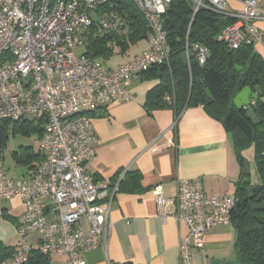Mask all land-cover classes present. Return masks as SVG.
Here are the masks:
<instances>
[{"label":"built area","instance_id":"built-area-1","mask_svg":"<svg viewBox=\"0 0 264 264\" xmlns=\"http://www.w3.org/2000/svg\"><path fill=\"white\" fill-rule=\"evenodd\" d=\"M109 1L0 0V120L45 121L38 138L41 160L29 178L9 177L0 152V203L17 197L22 205L13 252L0 264H24L34 253L66 255L65 264H85L82 254L105 243L117 185L94 181L85 169L97 141L92 115L115 100H132L131 80L167 61L170 48L161 16L172 0H131L150 28L149 47L113 67L76 51L83 45L89 13ZM188 1L192 16L205 9L232 19L217 37L228 49H264V30L256 24L264 21V0H233L241 4L240 11L228 9L230 0ZM106 14L99 17L101 30L123 26L115 12ZM186 54L202 65L209 50L186 45ZM153 195L165 218L167 199L160 186ZM175 200V219L187 228L178 242L179 264H192L193 250H203L209 229L230 224L236 198L207 194L195 177L177 181Z\"/></svg>","mask_w":264,"mask_h":264},{"label":"crops","instance_id":"crops-1","mask_svg":"<svg viewBox=\"0 0 264 264\" xmlns=\"http://www.w3.org/2000/svg\"><path fill=\"white\" fill-rule=\"evenodd\" d=\"M235 5L230 0L228 9ZM256 24L264 30V21ZM149 37L125 53L116 52L106 63L116 55L119 59L107 65L116 66L141 53L149 47ZM254 50L264 60V49L256 45ZM157 84V79L133 78L128 86L132 100H115L92 115L97 141L85 169L94 181H107L117 189L108 214L111 224L105 243L82 254L85 264H179L178 242L187 228L175 219L177 181L198 177L207 194H235L240 167L232 135L203 105L185 107L180 112L172 106L145 108L147 93ZM23 146L39 152L38 140L36 147ZM19 149L12 152L15 162ZM16 164L26 167L16 179H27L31 166L37 163ZM131 171L140 173L139 184L129 188L131 191L118 189L124 175ZM156 186L167 199L165 218L155 203ZM21 213L17 197L0 203V240L7 245L16 242L15 221ZM80 226L84 231L88 229L85 218ZM235 238L231 223L212 226L204 237L203 250H193L192 264H240L235 256ZM66 261V255L49 257L50 264Z\"/></svg>","mask_w":264,"mask_h":264},{"label":"trees","instance_id":"trees-1","mask_svg":"<svg viewBox=\"0 0 264 264\" xmlns=\"http://www.w3.org/2000/svg\"><path fill=\"white\" fill-rule=\"evenodd\" d=\"M110 12L122 19L123 26L101 30L99 17ZM161 21L167 32L170 52L166 62L152 65L140 77L141 80H158V84L147 93L145 108L172 106L180 112L185 107L203 105L232 135L240 167L234 194L236 204L230 216V223L236 231L235 256L240 264H264V60L252 45L228 49L217 37L232 19L205 9L192 16V5L188 0H172ZM87 26L81 52L101 62H106L116 52L125 53L138 41L150 36L142 12L131 0H110L96 5L89 13ZM193 44L205 45L209 50V57L202 65L194 56L186 54V45ZM222 72L226 73L225 78ZM240 79L252 90L258 87L260 93L249 107L237 110L232 98ZM202 87L206 88L209 100H206ZM44 123L43 119L30 118L20 122L0 120V152L6 145L9 128L12 132L36 134L39 138ZM248 146L253 147L254 163L261 178L255 190L241 152ZM19 151L14 155L19 164L41 160L40 152H33L30 146H22ZM34 168L32 165L31 169ZM140 176L137 171L127 172L118 189L131 191L129 188L139 184ZM12 252L13 246L0 240V263ZM24 264L50 263L49 257L34 253Z\"/></svg>","mask_w":264,"mask_h":264},{"label":"rangeland","instance_id":"rangeland-1","mask_svg":"<svg viewBox=\"0 0 264 264\" xmlns=\"http://www.w3.org/2000/svg\"><path fill=\"white\" fill-rule=\"evenodd\" d=\"M235 6H236L234 7L235 10L237 11L241 10V4L239 2H236ZM80 48L81 47H78L76 51L78 52ZM118 59L119 57L118 55H116L107 64L114 63ZM9 126L12 127L11 124H9ZM37 137L38 136L36 134L26 135V134H21L19 132H12L11 128H9L7 142L1 154L2 163L9 176H12L14 178H20L22 176L21 173L26 169L25 166L16 164L12 152L18 150L19 146H23V145H32L36 147L38 140ZM241 152L245 159L247 170L250 175L249 176L250 182L254 187L258 186L261 183V178L254 163L253 147L248 146L242 149ZM16 240H17V234H16Z\"/></svg>","mask_w":264,"mask_h":264},{"label":"water","instance_id":"water-1","mask_svg":"<svg viewBox=\"0 0 264 264\" xmlns=\"http://www.w3.org/2000/svg\"><path fill=\"white\" fill-rule=\"evenodd\" d=\"M221 74L224 78L226 77L225 72H222ZM197 82L201 83L200 80H198ZM237 85L239 87H238L237 92L232 98V103L237 110H241L246 107H249L255 100H257L260 91L258 87L252 90L249 86L243 85V79H240ZM202 91H203V94L206 100H209L210 96L207 93V90L205 87H202ZM255 189L256 187H253V190Z\"/></svg>","mask_w":264,"mask_h":264}]
</instances>
